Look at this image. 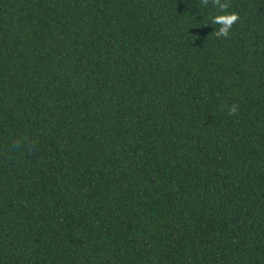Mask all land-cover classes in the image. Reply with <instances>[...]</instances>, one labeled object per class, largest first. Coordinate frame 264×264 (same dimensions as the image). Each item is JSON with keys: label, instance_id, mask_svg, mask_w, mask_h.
I'll return each mask as SVG.
<instances>
[{"label": "trees", "instance_id": "16d2710c", "mask_svg": "<svg viewBox=\"0 0 264 264\" xmlns=\"http://www.w3.org/2000/svg\"><path fill=\"white\" fill-rule=\"evenodd\" d=\"M0 264H264V0H0Z\"/></svg>", "mask_w": 264, "mask_h": 264}, {"label": "clouds", "instance_id": "9594fccd", "mask_svg": "<svg viewBox=\"0 0 264 264\" xmlns=\"http://www.w3.org/2000/svg\"><path fill=\"white\" fill-rule=\"evenodd\" d=\"M202 3L206 5L208 3V0H202ZM228 6L229 5H225L223 7L228 8ZM238 19H239V16L235 12L216 15L213 18L212 22L215 24L221 25V27L219 28L218 31H216L215 35L217 37H220V36L226 37L229 33V29L231 28L233 23H235ZM234 112H235V107L230 109L229 114H232Z\"/></svg>", "mask_w": 264, "mask_h": 264}]
</instances>
